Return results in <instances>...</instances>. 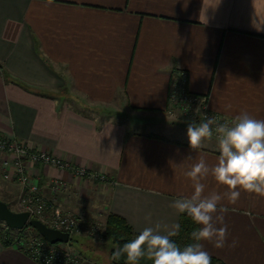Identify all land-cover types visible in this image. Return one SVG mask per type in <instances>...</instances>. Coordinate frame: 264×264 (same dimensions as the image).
I'll list each match as a JSON object with an SVG mask.
<instances>
[{
	"label": "crops",
	"instance_id": "crops-1",
	"mask_svg": "<svg viewBox=\"0 0 264 264\" xmlns=\"http://www.w3.org/2000/svg\"><path fill=\"white\" fill-rule=\"evenodd\" d=\"M179 71L210 111L264 120V0H0V136L73 167L32 169L46 197L51 181L68 185L56 197L66 210L116 214L138 234L180 225L170 205L194 191L184 173L220 152L214 138L191 149L188 124L168 120ZM201 182L205 195L227 191ZM222 203L225 247L199 243L225 264H264V197ZM0 264L41 263L0 241Z\"/></svg>",
	"mask_w": 264,
	"mask_h": 264
},
{
	"label": "clouds",
	"instance_id": "clouds-1",
	"mask_svg": "<svg viewBox=\"0 0 264 264\" xmlns=\"http://www.w3.org/2000/svg\"><path fill=\"white\" fill-rule=\"evenodd\" d=\"M214 134L220 152L217 163L210 167L201 157L191 165L184 175L193 182L194 191L170 205L201 226L191 232V238L196 243L181 249L172 239L178 234L179 225L173 230L163 226L165 230L162 231V225L156 223L154 227H145L129 242L118 247L112 254L114 260L123 256L125 264H140L144 259L151 264H212L210 253L199 242L209 241L217 249L225 247L228 239L225 215L228 208L222 201L226 199L229 204H235L241 191L264 197V120L242 112L223 122L216 117L205 116L199 123L193 119L187 125L191 149L200 148ZM209 175L227 191L205 195L206 185L201 181ZM235 246L236 241L233 240L230 247Z\"/></svg>",
	"mask_w": 264,
	"mask_h": 264
},
{
	"label": "built area",
	"instance_id": "built-area-1",
	"mask_svg": "<svg viewBox=\"0 0 264 264\" xmlns=\"http://www.w3.org/2000/svg\"><path fill=\"white\" fill-rule=\"evenodd\" d=\"M178 112H182L188 119L195 118L198 121L205 116L216 117L220 122L230 120L228 117L210 111L206 96L195 94L189 90L188 75L184 71H179L173 76L169 93L168 114L176 116L175 114ZM49 166L73 169L69 163L62 162L48 152L37 151L13 138L0 136V171L6 181L21 187V203L24 211L29 212L31 218H39L49 227L68 232L70 237L78 235L87 230L89 223L77 215L64 214L59 205L56 206L55 203L47 200L41 189L39 178L35 179L36 177L31 171L32 167ZM73 172L81 178L106 181L105 176L91 173L83 168L75 169ZM49 188L54 193L62 191L66 186L60 180H53L50 182ZM46 212H54V219H51V222L47 223L46 221L49 220H44ZM91 230L99 233L100 227H97L96 224ZM59 246L62 244L48 246L44 240L36 237L20 240L15 244V247L41 264H81L78 258L64 254Z\"/></svg>",
	"mask_w": 264,
	"mask_h": 264
},
{
	"label": "rangeland",
	"instance_id": "rangeland-1",
	"mask_svg": "<svg viewBox=\"0 0 264 264\" xmlns=\"http://www.w3.org/2000/svg\"><path fill=\"white\" fill-rule=\"evenodd\" d=\"M88 111L91 112L92 114H93V112H95V111H90V110H88ZM167 113H168V109H167ZM181 113L182 112L176 113L175 114L176 116H171V115L167 114V118L170 122L179 123L180 125H181V123L182 124H184V123L188 124L193 119H195V118H189L188 119L185 117V115H183V113L182 114ZM102 117H104V116L100 115L99 119H101ZM196 121H197V123H199L198 120H196ZM177 134L178 133H176L175 136H178ZM213 138L216 139L215 134H214ZM32 169H33V167H32ZM32 169H31V171H32ZM75 175L78 178H81L77 174H75ZM85 178L86 177H83L81 179H85ZM35 179H38V178L36 177ZM94 180H96V179H94ZM99 182H101V181H99ZM64 184H65L66 188H64L62 191H59V192H66L69 189L68 185L65 182H64ZM16 185L17 184L14 185V183L6 181L3 178L2 173L0 171V200L9 204L10 208L13 211L22 212V211H24V207L21 203L22 189L19 185H17V186ZM59 192H54V193L50 192L51 196L46 197L47 200H49L52 203H55V205L58 206L56 197H57V194H59ZM68 192H70V191L68 190ZM68 192H66V193H68ZM60 208L64 214L66 213L68 215L69 214L70 215H77L78 217L85 219L86 222L89 223V225L87 226L88 227L87 230H84V232H82L78 235L71 236L69 243L62 244V246H59V249L62 250L64 254H67V255L70 254V255H72V257L78 258L80 260L81 264H82V261L84 259L87 261H92V262L98 263V264H110L112 261L111 252L115 248V244L112 242V240L105 239V237H104L105 230H106V228H105L106 218L109 214H105L102 211L95 213V212H93V210L89 211V209L86 212H84V211L83 212H73L70 210H66L63 207H60ZM53 214H54V212H52V213L46 212L44 220H46V219L49 220V221H46L47 223L51 222V219H54ZM33 218L39 219L37 217H33ZM96 224H97V227H100L99 233L97 231L91 230V228ZM89 227H91V228H89ZM98 234H100V235H98ZM59 245H61V244L59 243Z\"/></svg>",
	"mask_w": 264,
	"mask_h": 264
},
{
	"label": "trees",
	"instance_id": "trees-1",
	"mask_svg": "<svg viewBox=\"0 0 264 264\" xmlns=\"http://www.w3.org/2000/svg\"><path fill=\"white\" fill-rule=\"evenodd\" d=\"M105 225V239H110L115 244V248L112 250L111 256L118 247H122L124 243L129 242L136 235H138V233L133 230L123 217L116 214L110 213L106 218ZM199 227L200 225L195 224V222L192 221L186 213L181 214L178 234L172 239L181 247V249H183L192 243H196V241L191 238V232ZM34 237L44 240L48 246L59 245L48 243L35 229L30 226H26L22 230L10 229L4 222L0 221V241L5 247H13L20 240H29ZM110 264H125V257L121 256L118 260H114L112 258ZM140 264H151V261L144 259L140 261ZM212 264H225V262L212 257Z\"/></svg>",
	"mask_w": 264,
	"mask_h": 264
},
{
	"label": "water",
	"instance_id": "water-1",
	"mask_svg": "<svg viewBox=\"0 0 264 264\" xmlns=\"http://www.w3.org/2000/svg\"><path fill=\"white\" fill-rule=\"evenodd\" d=\"M0 221L10 229L22 230L30 226L50 244H67L71 239L68 232L49 227L41 220L31 218L27 211L15 212L2 200H0Z\"/></svg>",
	"mask_w": 264,
	"mask_h": 264
}]
</instances>
